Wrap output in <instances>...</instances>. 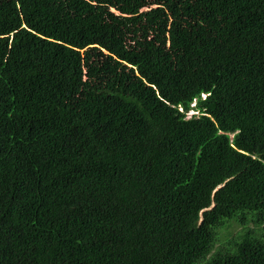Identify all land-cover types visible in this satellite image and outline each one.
Returning a JSON list of instances; mask_svg holds the SVG:
<instances>
[{
    "label": "trees",
    "instance_id": "obj_1",
    "mask_svg": "<svg viewBox=\"0 0 264 264\" xmlns=\"http://www.w3.org/2000/svg\"><path fill=\"white\" fill-rule=\"evenodd\" d=\"M0 264H264V0H0Z\"/></svg>",
    "mask_w": 264,
    "mask_h": 264
},
{
    "label": "rangeland",
    "instance_id": "obj_2",
    "mask_svg": "<svg viewBox=\"0 0 264 264\" xmlns=\"http://www.w3.org/2000/svg\"><path fill=\"white\" fill-rule=\"evenodd\" d=\"M205 95H203V97H204ZM192 106H194V104L192 105ZM193 114H196V112L195 111H189L188 113H187V117L189 118L191 115H193ZM239 230V228H235V226H233V227H229V228H227V229H225V230H222L221 232L224 234V238L222 239H219V241L216 243V245H215V248H218V246H219V244H220V240H221V242L225 239V238H228V240L230 239V238H232L236 233H237V231ZM222 244V243H221ZM220 244V245H221Z\"/></svg>",
    "mask_w": 264,
    "mask_h": 264
}]
</instances>
